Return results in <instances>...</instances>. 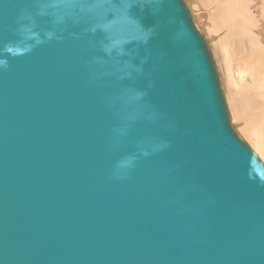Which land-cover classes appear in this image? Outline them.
I'll list each match as a JSON object with an SVG mask.
<instances>
[{
    "label": "water",
    "instance_id": "1",
    "mask_svg": "<svg viewBox=\"0 0 264 264\" xmlns=\"http://www.w3.org/2000/svg\"><path fill=\"white\" fill-rule=\"evenodd\" d=\"M0 264H264V161L185 0H0Z\"/></svg>",
    "mask_w": 264,
    "mask_h": 264
},
{
    "label": "bare ground",
    "instance_id": "2",
    "mask_svg": "<svg viewBox=\"0 0 264 264\" xmlns=\"http://www.w3.org/2000/svg\"><path fill=\"white\" fill-rule=\"evenodd\" d=\"M185 1L207 36L232 123L264 160V0Z\"/></svg>",
    "mask_w": 264,
    "mask_h": 264
},
{
    "label": "rangeland",
    "instance_id": "3",
    "mask_svg": "<svg viewBox=\"0 0 264 264\" xmlns=\"http://www.w3.org/2000/svg\"><path fill=\"white\" fill-rule=\"evenodd\" d=\"M190 3V2H189ZM191 7H192V3H190ZM206 32V30H204ZM207 37V36H206ZM214 59V58H213ZM215 61V59H214ZM216 63V62H215ZM217 66V65H216ZM218 70V69H217ZM219 73V71H218ZM222 80L224 81V79L222 78ZM249 145L251 144V142H249L247 139L245 140ZM250 147L256 152L255 146L253 144L250 145ZM258 154V153H257ZM259 155V154H258ZM262 159V158H261ZM263 160V159H262ZM264 161V160H263Z\"/></svg>",
    "mask_w": 264,
    "mask_h": 264
}]
</instances>
